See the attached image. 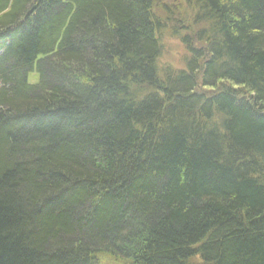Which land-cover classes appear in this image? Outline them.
Listing matches in <instances>:
<instances>
[{
  "label": "trees",
  "instance_id": "16d2710c",
  "mask_svg": "<svg viewBox=\"0 0 264 264\" xmlns=\"http://www.w3.org/2000/svg\"><path fill=\"white\" fill-rule=\"evenodd\" d=\"M169 1L0 0V264H264V0Z\"/></svg>",
  "mask_w": 264,
  "mask_h": 264
},
{
  "label": "rangeland",
  "instance_id": "374dc122",
  "mask_svg": "<svg viewBox=\"0 0 264 264\" xmlns=\"http://www.w3.org/2000/svg\"><path fill=\"white\" fill-rule=\"evenodd\" d=\"M169 5H171L178 14H182L183 12H185L184 14H186L187 12L184 8H182L181 3L180 2L178 3L177 0L175 1L170 0ZM184 14L180 15V18L184 17ZM165 15H166V19L169 20L170 17L166 13ZM161 16L162 19H165L163 15ZM183 23L187 25V22L184 21ZM163 35L164 37L161 47V52L163 53L159 61V66L161 68L170 67L175 70L184 69L188 51L186 50L185 45L182 44V42L178 38L180 34H177L176 31L173 30L171 25H168L165 31L163 32ZM35 79H37L35 75L30 76L31 82L35 83L34 81Z\"/></svg>",
  "mask_w": 264,
  "mask_h": 264
}]
</instances>
